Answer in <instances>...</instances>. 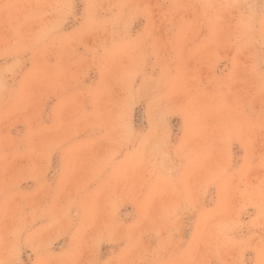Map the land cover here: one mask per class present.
I'll use <instances>...</instances> for the list:
<instances>
[{"label":"rangeland","instance_id":"obj_1","mask_svg":"<svg viewBox=\"0 0 264 264\" xmlns=\"http://www.w3.org/2000/svg\"><path fill=\"white\" fill-rule=\"evenodd\" d=\"M0 264H264V0H0Z\"/></svg>","mask_w":264,"mask_h":264}]
</instances>
